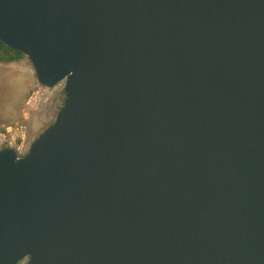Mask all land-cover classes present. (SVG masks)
Returning <instances> with one entry per match:
<instances>
[{"label": "water", "instance_id": "1", "mask_svg": "<svg viewBox=\"0 0 264 264\" xmlns=\"http://www.w3.org/2000/svg\"><path fill=\"white\" fill-rule=\"evenodd\" d=\"M65 81L0 150V264H264V0H0Z\"/></svg>", "mask_w": 264, "mask_h": 264}, {"label": "rangeland", "instance_id": "2", "mask_svg": "<svg viewBox=\"0 0 264 264\" xmlns=\"http://www.w3.org/2000/svg\"><path fill=\"white\" fill-rule=\"evenodd\" d=\"M36 83L35 71L27 57L20 62L0 65V129L23 127L25 147L28 150L54 123L65 101L64 92H59L55 87L47 102L36 109L29 108L26 102Z\"/></svg>", "mask_w": 264, "mask_h": 264}, {"label": "built area", "instance_id": "3", "mask_svg": "<svg viewBox=\"0 0 264 264\" xmlns=\"http://www.w3.org/2000/svg\"><path fill=\"white\" fill-rule=\"evenodd\" d=\"M65 81H62L56 86L59 92H64ZM52 89L42 86L40 83L32 88L31 93L27 99L26 105L29 108L36 109L47 102L52 96ZM13 148L16 151L17 159L24 157L28 149L25 147V138L23 127H7L0 129V150L4 148Z\"/></svg>", "mask_w": 264, "mask_h": 264}, {"label": "trees", "instance_id": "4", "mask_svg": "<svg viewBox=\"0 0 264 264\" xmlns=\"http://www.w3.org/2000/svg\"><path fill=\"white\" fill-rule=\"evenodd\" d=\"M24 58L26 57L21 52L7 47L0 41V64L20 62Z\"/></svg>", "mask_w": 264, "mask_h": 264}, {"label": "crops", "instance_id": "5", "mask_svg": "<svg viewBox=\"0 0 264 264\" xmlns=\"http://www.w3.org/2000/svg\"><path fill=\"white\" fill-rule=\"evenodd\" d=\"M11 64H13V63H11ZM0 65L4 66V65H9V64H0Z\"/></svg>", "mask_w": 264, "mask_h": 264}]
</instances>
